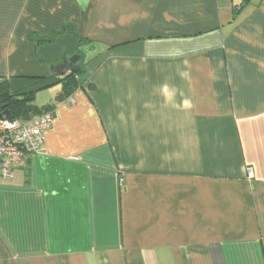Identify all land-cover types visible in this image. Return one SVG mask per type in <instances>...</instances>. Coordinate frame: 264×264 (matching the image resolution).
<instances>
[{
  "label": "crops",
  "instance_id": "1",
  "mask_svg": "<svg viewBox=\"0 0 264 264\" xmlns=\"http://www.w3.org/2000/svg\"><path fill=\"white\" fill-rule=\"evenodd\" d=\"M66 26L55 102L38 38ZM0 79L57 85L0 178V264H264V0H0Z\"/></svg>",
  "mask_w": 264,
  "mask_h": 264
},
{
  "label": "built area",
  "instance_id": "2",
  "mask_svg": "<svg viewBox=\"0 0 264 264\" xmlns=\"http://www.w3.org/2000/svg\"><path fill=\"white\" fill-rule=\"evenodd\" d=\"M54 114V110H48L26 120L0 117V178L13 179L16 170L25 167L30 156L42 149Z\"/></svg>",
  "mask_w": 264,
  "mask_h": 264
},
{
  "label": "trees",
  "instance_id": "3",
  "mask_svg": "<svg viewBox=\"0 0 264 264\" xmlns=\"http://www.w3.org/2000/svg\"><path fill=\"white\" fill-rule=\"evenodd\" d=\"M65 34H72L77 38L78 44L76 46L75 53L81 54V50L79 48L84 43V40L71 26H66L61 31V34L55 38H38V42L43 44L52 43L58 37ZM84 65L85 64L80 58V60H78L76 63H72L70 65V68L65 75L57 76L54 74L49 78L51 81L54 80V82H61L63 84L62 92L57 96L55 102L67 99L79 86H81V82L78 80V74H81L84 71ZM36 89L14 92L11 91L8 80L0 79V117H6L10 119L21 118L26 120L36 115L43 114L48 110H54L56 105L55 102L52 104H46L44 106H38L35 103Z\"/></svg>",
  "mask_w": 264,
  "mask_h": 264
},
{
  "label": "water",
  "instance_id": "4",
  "mask_svg": "<svg viewBox=\"0 0 264 264\" xmlns=\"http://www.w3.org/2000/svg\"><path fill=\"white\" fill-rule=\"evenodd\" d=\"M77 44L74 35L65 34L52 43L41 45L38 52L46 62L54 64V72L57 76H63L70 65L80 59V55L75 53Z\"/></svg>",
  "mask_w": 264,
  "mask_h": 264
},
{
  "label": "rangeland",
  "instance_id": "5",
  "mask_svg": "<svg viewBox=\"0 0 264 264\" xmlns=\"http://www.w3.org/2000/svg\"><path fill=\"white\" fill-rule=\"evenodd\" d=\"M82 50V48H79ZM57 87V85L50 86L48 88L42 89L37 91L35 95V102L38 106H44L50 101L51 93L54 91V89Z\"/></svg>",
  "mask_w": 264,
  "mask_h": 264
}]
</instances>
